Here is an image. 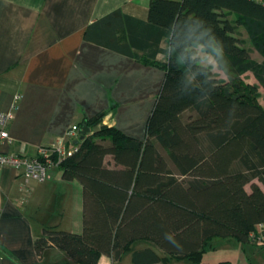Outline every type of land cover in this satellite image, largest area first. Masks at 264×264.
Listing matches in <instances>:
<instances>
[{"label": "trees", "instance_id": "trees-1", "mask_svg": "<svg viewBox=\"0 0 264 264\" xmlns=\"http://www.w3.org/2000/svg\"><path fill=\"white\" fill-rule=\"evenodd\" d=\"M119 12L92 23L87 37L129 54L132 46L163 50L159 44L168 39L166 59H143L165 70L146 136L103 123L104 110L85 118L93 132L59 165L64 180L82 184L83 229L45 227L35 249L57 247L74 263L99 264L102 254L119 260L146 239L167 253L165 260L213 264L203 254L216 236L253 243L250 233L264 222V104L258 86L243 77L253 72L264 88V62L250 56L230 18L264 52V1L151 0L148 20L135 37L129 31L128 41L116 35L124 28L114 20ZM199 48L226 78L202 62ZM161 259L151 247L132 253L134 264Z\"/></svg>", "mask_w": 264, "mask_h": 264}, {"label": "crops", "instance_id": "crops-1", "mask_svg": "<svg viewBox=\"0 0 264 264\" xmlns=\"http://www.w3.org/2000/svg\"><path fill=\"white\" fill-rule=\"evenodd\" d=\"M150 1L0 0V115L13 111L11 140L1 142L3 151L34 155L103 110V123L145 138L165 70L143 59H166L168 39L159 44L163 50L132 46L129 54L89 39L86 31L120 10L114 20L124 28L116 35L128 41L129 31L135 37L148 20ZM94 28L97 36L100 29ZM199 55L215 70L216 61L204 60L213 56L201 48ZM45 227L82 231L81 182L64 180L56 167L46 181L26 183L15 167H0V264H77L61 248L36 251L35 239ZM137 249L142 248L130 258ZM124 256L102 254L99 264H122Z\"/></svg>", "mask_w": 264, "mask_h": 264}, {"label": "rangeland", "instance_id": "rangeland-1", "mask_svg": "<svg viewBox=\"0 0 264 264\" xmlns=\"http://www.w3.org/2000/svg\"><path fill=\"white\" fill-rule=\"evenodd\" d=\"M230 18L236 22V34L241 38L243 45L248 48L250 56L259 61L264 62V52L260 51L257 46L253 43L250 33L245 27L244 24H240L236 21L234 14L230 15ZM213 56L212 54H209ZM205 62H213L214 59H204ZM216 74L220 78H226V75L222 70L215 66ZM244 79L248 83L255 84L259 88L260 100L264 104V88L256 78L253 72H247L244 76ZM192 111L189 110L184 114V117L187 118ZM109 159H113L111 155H108L106 162L109 166L113 165ZM246 188L250 190V185H247ZM264 188V187H263ZM212 247L209 251L203 254V261L209 263H219L221 261H234L238 264H264V246L255 245L253 243H243L235 238H225L216 236L212 241ZM151 247L156 250L160 257L162 258L160 262L156 264H192V262L187 258H169L165 260L163 257L167 256V253L160 248L155 242L142 239L135 242L132 249L127 250L124 253V259L122 264H133L131 257V252L135 248H144Z\"/></svg>", "mask_w": 264, "mask_h": 264}, {"label": "built area", "instance_id": "built-area-1", "mask_svg": "<svg viewBox=\"0 0 264 264\" xmlns=\"http://www.w3.org/2000/svg\"><path fill=\"white\" fill-rule=\"evenodd\" d=\"M12 118L13 111L0 115V167L3 165L15 167L26 183L31 179L46 181L50 173L59 167L65 157L76 149L74 140L79 138L81 126L79 124L70 126L64 136L57 137L49 145L40 146L34 155H27L6 152L1 148L3 140H11L7 125ZM249 236L253 244L264 246V222L258 223L256 229Z\"/></svg>", "mask_w": 264, "mask_h": 264}, {"label": "water", "instance_id": "water-1", "mask_svg": "<svg viewBox=\"0 0 264 264\" xmlns=\"http://www.w3.org/2000/svg\"><path fill=\"white\" fill-rule=\"evenodd\" d=\"M91 127L84 121L79 130V138L74 140L75 144H78L81 140H83L88 134L92 133Z\"/></svg>", "mask_w": 264, "mask_h": 264}]
</instances>
